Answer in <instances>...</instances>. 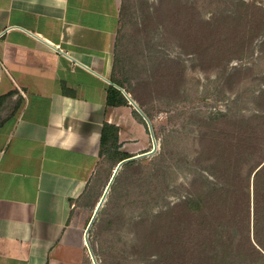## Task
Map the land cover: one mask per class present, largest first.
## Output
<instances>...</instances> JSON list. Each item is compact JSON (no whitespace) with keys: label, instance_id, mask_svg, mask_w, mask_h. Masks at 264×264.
Listing matches in <instances>:
<instances>
[{"label":"crops","instance_id":"crops-1","mask_svg":"<svg viewBox=\"0 0 264 264\" xmlns=\"http://www.w3.org/2000/svg\"><path fill=\"white\" fill-rule=\"evenodd\" d=\"M121 7L0 0V264L82 262L73 213L104 156V125L120 144L129 109L143 122L130 100L107 101Z\"/></svg>","mask_w":264,"mask_h":264},{"label":"rangeland","instance_id":"rangeland-1","mask_svg":"<svg viewBox=\"0 0 264 264\" xmlns=\"http://www.w3.org/2000/svg\"><path fill=\"white\" fill-rule=\"evenodd\" d=\"M125 1L120 43L124 70L123 73L118 70L117 75L128 88L133 85L139 88L152 107L153 118L144 117V122L137 123L129 109L126 123H122L120 148L140 154L152 150L155 142L158 145L152 153L135 158L145 159L141 165L120 168L95 213L109 175L116 167L109 157L103 156L93 183L74 207L73 215L80 216L76 221L81 226V264H146L153 260L154 249L134 253L135 228L134 223L129 224L130 220L141 215L155 218L158 212L183 200L195 178L200 179L203 174L212 177L204 169L211 162L204 152L215 155L222 150L218 154L219 163L236 173L240 147L253 143L247 138L253 136V125L245 123L244 132L237 124H226L221 118L213 120L212 116L225 112L232 118L252 119L260 111V103L253 99L261 88L260 79L256 78L264 68V59L258 57L260 53L254 54L255 64L249 58L230 59L228 70L243 62L257 64V73L253 77L249 71L244 79L235 77L229 84L221 79L220 70L206 71L198 55L181 46L174 34L163 31L158 20H146L143 11L153 13L159 0ZM257 2L264 5V0ZM197 4L199 14L208 18L216 3L210 5L207 0H197ZM164 59L177 61L181 65L177 69H182L175 73L169 88L140 85V81L149 79L152 67ZM197 182L200 187L202 183ZM230 194H235V190Z\"/></svg>","mask_w":264,"mask_h":264},{"label":"trees","instance_id":"trees-1","mask_svg":"<svg viewBox=\"0 0 264 264\" xmlns=\"http://www.w3.org/2000/svg\"><path fill=\"white\" fill-rule=\"evenodd\" d=\"M207 2L216 3L208 18L197 11V0H159L153 13L147 15L143 11V15L148 21L158 20L163 31L174 34L181 46L198 55L206 71L220 70L221 79L229 84L235 77L242 80L250 73L255 77L254 54L258 52V57L264 59V5L257 0ZM126 8V1L122 0L112 69V80L118 87L109 86L107 101L111 105H130L122 87L152 119V107L147 98L136 85L128 88L124 79L117 75L118 70L122 73L124 70L120 43ZM234 58H249L252 64L242 62L228 70V63ZM177 65H180L177 61L161 60L150 70L149 79L139 84L148 88L154 86V89L156 85L169 88V83L176 78L175 73L182 70H178ZM256 78L260 79L261 88L259 94L253 95L260 103L255 117L233 119L225 112L212 116L213 120L221 118L226 124H237L240 131H244L245 123L253 125V136L247 137L253 143L240 147L242 153L237 156L238 171L234 173L228 165L219 163L218 154L222 150L215 155L204 152L211 161L204 169L209 170L212 177L203 174L200 179L195 178L187 196L158 212L155 218L141 215L130 220L129 224L134 223L135 228L134 253L156 251L151 253L154 259L146 264H264V68ZM135 111L144 122L145 118ZM118 132V126L105 123L102 153L112 160L113 167L134 155L120 149ZM222 145L220 142L219 149ZM142 161L145 159H131L123 165L133 168ZM111 175L112 172L109 179ZM233 189L235 194L232 195Z\"/></svg>","mask_w":264,"mask_h":264},{"label":"water","instance_id":"water-1","mask_svg":"<svg viewBox=\"0 0 264 264\" xmlns=\"http://www.w3.org/2000/svg\"><path fill=\"white\" fill-rule=\"evenodd\" d=\"M119 87H120V86H119ZM120 88H121L122 91L125 93V95L128 97V99H129V100H130V101H131V102L137 107V109H138V110L144 115V117L148 120V116H147V115L144 113V111L140 108V106L138 105V103L136 102V100H134V99L132 98L131 94L128 93L124 88H122V87H120ZM157 145H158V144L155 142V143H154V147H153L152 150L147 151V152H142V153H140V154H134V155H132V156H130V157H127V158L121 160L120 162H118V164L116 165V167H115V169H114V171H113V173H112V175H111V177H110V180H109V182H108V184H107V186H106V188H105V191H104L103 197L101 198V200H100V202H99V204H98V207H97L96 210H95V213L97 212V209L99 208V205L104 201V199H105V197H106V194L109 192V190H110V188H111V185H112V183H113V181H114L116 175L118 174L120 168L123 166V164H124L126 161H128V160L135 159V158H137V157H139V156H143V155H147V154H149V153H152L154 150H156ZM95 216H96V214L93 215L92 220H91V223L93 222Z\"/></svg>","mask_w":264,"mask_h":264}]
</instances>
